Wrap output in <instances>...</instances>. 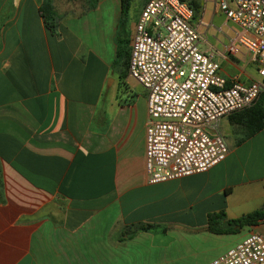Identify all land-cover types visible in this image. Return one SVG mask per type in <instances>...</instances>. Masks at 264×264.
<instances>
[{"label": "crops", "instance_id": "crops-1", "mask_svg": "<svg viewBox=\"0 0 264 264\" xmlns=\"http://www.w3.org/2000/svg\"><path fill=\"white\" fill-rule=\"evenodd\" d=\"M145 1L129 3V38ZM212 1L211 16L219 11ZM52 4L51 29L43 0H0V264H178L225 237L217 254L249 232L264 235V220L234 232L207 221L211 212L230 218L264 205V125L248 134L237 113L224 115L217 124L229 147L222 160L148 182L147 91L135 96L128 88L122 100L107 87L122 61L121 0ZM199 31L202 48L214 47ZM228 42L215 47L223 52L214 54L220 72L256 77L246 48L232 53ZM188 229L201 239L183 237L173 247L166 235Z\"/></svg>", "mask_w": 264, "mask_h": 264}, {"label": "built area", "instance_id": "built-area-1", "mask_svg": "<svg viewBox=\"0 0 264 264\" xmlns=\"http://www.w3.org/2000/svg\"><path fill=\"white\" fill-rule=\"evenodd\" d=\"M238 26L226 49L246 48L257 76L246 82L220 72L185 0H146L129 40L128 75L147 91L145 172L157 182L203 171L228 152L219 119L250 106L264 90V0H214ZM204 264H264V235L249 232Z\"/></svg>", "mask_w": 264, "mask_h": 264}, {"label": "rangeland", "instance_id": "rangeland-1", "mask_svg": "<svg viewBox=\"0 0 264 264\" xmlns=\"http://www.w3.org/2000/svg\"><path fill=\"white\" fill-rule=\"evenodd\" d=\"M140 0H131V6L139 3ZM213 9V1H207V9L202 16V13L197 14L195 18H192V22L194 24H198L201 21V17L203 18L202 22L198 24L199 30H201L204 34V37L215 47H222V45L235 33V29L238 28L236 23L232 22L229 19H226L224 13L222 11L215 12L213 16H211V11ZM203 11V8H202ZM126 31L128 33V27L126 25ZM201 47H204L205 43L200 44ZM217 49V48H216ZM214 58L218 60V56L214 55ZM119 62V61H118ZM222 65L224 64L223 60L221 61ZM117 66V65H116ZM118 68V70H116ZM113 74L109 76L108 80V88H110L109 93H115L118 98L122 100L127 98L130 94L129 89L134 93V95H144V87L133 77L127 75V66L124 61H120L117 67L113 68ZM110 80H113L112 83ZM129 88V89H128ZM220 126V124H219ZM221 128V126H220ZM172 233L167 234L166 236L171 237L173 239V247L177 248L184 243L183 237L185 240L189 239H201L202 232L199 230L188 229L181 232H176L175 230L171 231ZM158 236V235H157ZM226 235H222L225 237ZM227 237H225L222 241L217 243H208L204 246V248H200L196 250L194 253H189L181 256L178 259V264H202L206 263L208 256H212V254H217L223 246ZM216 256V255H215Z\"/></svg>", "mask_w": 264, "mask_h": 264}, {"label": "trees", "instance_id": "trees-1", "mask_svg": "<svg viewBox=\"0 0 264 264\" xmlns=\"http://www.w3.org/2000/svg\"><path fill=\"white\" fill-rule=\"evenodd\" d=\"M193 9V17L202 13V0H185ZM130 0H121V17L117 27L118 35L116 40V60L122 59L124 63H128L129 56V35L126 32V16L129 8ZM52 9L51 14H48L47 9ZM43 11L45 23L51 29L54 27V13L52 0H43ZM246 127L248 134L257 131L264 125V90L258 95L255 101L248 107L235 111ZM259 220H264V205L253 210L244 212L236 217L228 218L226 213L221 210L208 214L207 221L211 229L215 231H237L244 224H253ZM225 221L224 223H222Z\"/></svg>", "mask_w": 264, "mask_h": 264}]
</instances>
